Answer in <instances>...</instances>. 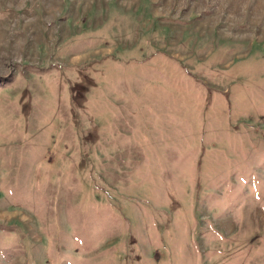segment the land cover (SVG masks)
<instances>
[{
    "label": "rangeland",
    "instance_id": "374dc122",
    "mask_svg": "<svg viewBox=\"0 0 264 264\" xmlns=\"http://www.w3.org/2000/svg\"><path fill=\"white\" fill-rule=\"evenodd\" d=\"M0 264H264V0H0Z\"/></svg>",
    "mask_w": 264,
    "mask_h": 264
}]
</instances>
